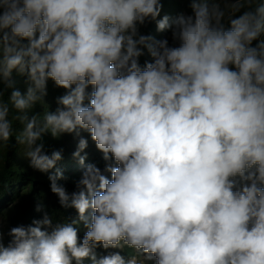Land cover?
<instances>
[{"label": "clouds", "instance_id": "clouds-1", "mask_svg": "<svg viewBox=\"0 0 264 264\" xmlns=\"http://www.w3.org/2000/svg\"><path fill=\"white\" fill-rule=\"evenodd\" d=\"M184 2L0 0V148L15 137L77 214L38 203L0 232V264H264V0ZM49 81L65 91L41 116ZM46 134L77 139L71 192Z\"/></svg>", "mask_w": 264, "mask_h": 264}, {"label": "rangeland", "instance_id": "rangeland-1", "mask_svg": "<svg viewBox=\"0 0 264 264\" xmlns=\"http://www.w3.org/2000/svg\"><path fill=\"white\" fill-rule=\"evenodd\" d=\"M181 12L190 13V9H189L187 3L184 2V0H169V3L165 7H163V11L161 13V16H163L164 14H168L170 16H176L177 14H179ZM141 31L145 34H151L158 39L162 38L164 36H169V33H158L156 31L155 23H152V24L148 25L147 27L142 28ZM261 39H264V35L261 36ZM147 59H150V57H148L147 55H145L144 57H141V64H143L144 61ZM14 78L16 80L15 87L19 88L23 92L26 88V85L24 82L25 78L20 77V76H16L15 74H14ZM64 91H65L64 89L56 88L53 85V83L51 81H49L48 95L45 98L44 103L43 104L37 103L36 105H38V107L45 108L46 110L48 109L49 111H54L56 106H57L55 103L56 97L62 95L64 93ZM82 135L86 136L89 140V145H88V148L86 149V152L88 154L86 163H96L97 166H99L101 169H103L105 166V161H103V159H102V153L97 151V149L95 148V144L91 140L90 136H88L86 134H82ZM46 140H48V142H51V141L54 142L57 140H61L63 142V144L65 146L64 151H62V154H65V156L63 158L64 164L67 167V169L70 171V174L74 173L76 175V177L74 179H71V181H70V183L74 186L73 189L67 188V190L69 192L73 191L75 189V181H77L79 179L80 174L83 170L82 166L78 163V160L73 158V155H72L76 149L77 139L74 138L72 135L65 134L59 138H53L51 136L46 137ZM5 148H6V146H4L3 148H0V167L2 165L1 154L5 151ZM17 162L21 166H23L27 169H31V167L29 166L28 160L24 156V151H23L22 146H20V149H19ZM30 188H31V186H28V187L22 189L21 193H26V191H29L28 189H30ZM14 196H15V198L12 201H10L9 203L0 204V216H2V218H3V224H2V226H0V232L3 233V242L5 243V245L7 244L8 240H9L7 233L11 227L18 226L21 224H23V225L31 224L30 221H26L17 215L15 205H16L19 197L16 195H14ZM43 205H45V210L48 211L50 213V215L53 216L54 220L67 219L64 216V214L62 213V211H60V209L57 207L56 202L54 201V198H49L46 196V199H45V202L43 203ZM62 210L66 211L68 213V215L70 216V219L75 218L77 215L74 209L62 208ZM40 218H42V213L37 212V214L35 215V219H40ZM79 228H80L79 235L82 238L83 234H84V227L81 224L79 226ZM110 251H119V250L113 249ZM123 252H124V250L121 252V254L124 255L125 258H128L131 255H133V252L131 255H127V254L125 255V254H123ZM98 254H106V253L104 252V250L98 249ZM84 264H91V261L85 260ZM138 264H140L139 259H138ZM146 264H154V262H146Z\"/></svg>", "mask_w": 264, "mask_h": 264}, {"label": "trees", "instance_id": "trees-1", "mask_svg": "<svg viewBox=\"0 0 264 264\" xmlns=\"http://www.w3.org/2000/svg\"><path fill=\"white\" fill-rule=\"evenodd\" d=\"M169 3V0H163V7ZM11 89L7 90L5 93V99H7L8 94ZM46 111L45 108L38 107L35 105L32 112L40 113L41 116L43 112ZM14 114V113H13ZM19 127V125H16ZM86 134L87 133H82ZM50 134H46L43 138L45 144V150L50 154L54 150L64 151L65 146L61 140L48 142L46 137H50ZM11 147L5 148V151L1 154L2 165L0 167V204H7L12 201L15 196L19 199L16 203L17 215L26 221L32 222L37 214L36 205L43 204L45 202L46 196L49 198H54L57 207L62 211L67 219H70L68 213L62 210L58 203V198L50 191V182L48 180V174L40 173L34 169H27L21 166L17 162L20 146L16 144L15 137L11 140ZM65 154H62V159L57 162L56 168L61 170L63 175L67 179L58 181L59 184L65 186L66 188H72L73 185L70 183L71 179H74L76 175L74 173L70 174V171L64 164L63 158ZM56 169H53L54 172ZM31 186L29 191L26 193H21V190ZM13 195V196H12ZM123 254L131 255L132 250L125 248Z\"/></svg>", "mask_w": 264, "mask_h": 264}]
</instances>
